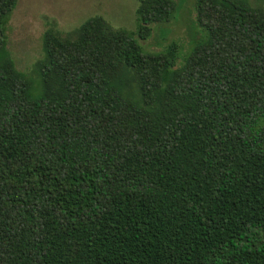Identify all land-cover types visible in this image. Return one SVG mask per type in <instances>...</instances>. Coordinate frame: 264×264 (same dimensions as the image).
Listing matches in <instances>:
<instances>
[{
    "label": "trees",
    "instance_id": "1",
    "mask_svg": "<svg viewBox=\"0 0 264 264\" xmlns=\"http://www.w3.org/2000/svg\"><path fill=\"white\" fill-rule=\"evenodd\" d=\"M0 0V264H264V8L192 0L193 39L143 52L93 16L17 71Z\"/></svg>",
    "mask_w": 264,
    "mask_h": 264
},
{
    "label": "rangeland",
    "instance_id": "2",
    "mask_svg": "<svg viewBox=\"0 0 264 264\" xmlns=\"http://www.w3.org/2000/svg\"><path fill=\"white\" fill-rule=\"evenodd\" d=\"M178 10L165 24L152 27L148 40L137 42L143 52H159L171 40L185 51L193 39L192 0H173ZM264 8V0H246ZM135 0H17L6 26V49L15 69L36 80L35 63L42 59V33L48 27L61 34L89 17L99 16L113 29L135 30Z\"/></svg>",
    "mask_w": 264,
    "mask_h": 264
}]
</instances>
